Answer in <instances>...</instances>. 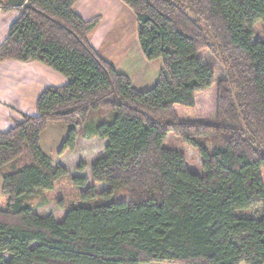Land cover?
Instances as JSON below:
<instances>
[{
  "label": "trees",
  "instance_id": "1",
  "mask_svg": "<svg viewBox=\"0 0 264 264\" xmlns=\"http://www.w3.org/2000/svg\"><path fill=\"white\" fill-rule=\"evenodd\" d=\"M76 1L28 0L0 46V63L39 61L68 79L44 90L36 116L0 132V264H264V215H239L264 204V39L253 42L264 0H122L145 57L163 63L147 92L96 53L88 35L100 19L83 20ZM211 37L230 68L219 82L198 56ZM101 110L113 114L90 124ZM50 123L69 128L61 155L75 151L84 124L87 137L108 141L91 165L106 190L42 150ZM169 133L198 151L203 176L164 147ZM67 178L84 201L120 190L131 200L73 207L62 222L38 215L28 200Z\"/></svg>",
  "mask_w": 264,
  "mask_h": 264
},
{
  "label": "crops",
  "instance_id": "2",
  "mask_svg": "<svg viewBox=\"0 0 264 264\" xmlns=\"http://www.w3.org/2000/svg\"><path fill=\"white\" fill-rule=\"evenodd\" d=\"M73 9L85 21L100 19L90 31L88 40L102 59L113 65L118 73L127 76L138 92H147L155 87L163 63L161 59L150 61L145 57L139 42L138 18L131 7L122 0H77ZM19 17V8L10 7L4 10L0 7V46L7 38L12 24ZM67 84L68 79L63 74L42 62L23 63L13 60L1 62L0 132L9 131L16 123L22 121L24 115L36 116L37 103L45 89L64 87ZM55 128L59 130L58 135L54 134ZM68 132L69 128L59 123H50L45 131L49 144L57 146L58 153L68 137ZM43 136L44 133L40 145L49 155ZM86 139L92 146L102 144L106 148L108 145L107 140L87 136ZM81 140L79 137L74 153L77 152ZM0 201L2 204H4L2 201H6L3 196L1 174Z\"/></svg>",
  "mask_w": 264,
  "mask_h": 264
},
{
  "label": "rangeland",
  "instance_id": "3",
  "mask_svg": "<svg viewBox=\"0 0 264 264\" xmlns=\"http://www.w3.org/2000/svg\"><path fill=\"white\" fill-rule=\"evenodd\" d=\"M0 0V4H1ZM254 43L257 41H261L264 39V34L262 30L261 24H257L254 27ZM198 56L200 59L208 66H210L216 76L217 82L226 80L229 77L230 68L222 61L221 53L219 52L214 40L209 38V47L206 49H202ZM212 102L210 105H214L215 97L212 96L210 99ZM200 107H207L210 109L208 104L204 103L202 100L199 103ZM112 112L101 110L99 113L92 112L89 117L90 124H97L101 121L109 120V117L112 116ZM61 124V123H59ZM89 125L84 124L77 128L79 132V137L82 138L81 143L77 152L74 153L69 151L63 153L62 155L58 153V148L54 144H49L48 136L44 133V143L49 155H51L52 160L56 166L60 165L65 167L72 176H84L89 179V185L95 186L98 194L102 193L104 190L107 189V186L103 184H96L94 183L92 176H91V165L94 161L104 155L105 147L101 144L99 146H92L91 142L87 141L86 135L84 133V129L87 128ZM49 131V130H48ZM54 134L58 135L59 130L55 128ZM46 135V136H45ZM78 141V139H77ZM49 144V145H48ZM206 145L210 148V144L206 143ZM77 147V145H76ZM164 147L182 151L186 154L187 157V167L191 173H194L199 176L204 175L203 170V159L198 153V151L188 145H186L181 138L175 136L172 133L167 135V139L164 143ZM60 163V164H59ZM84 164L86 168L84 171H79L78 167ZM129 201L131 200V196L126 190L118 191L111 199L107 200L102 197H98L92 201H84L82 199V189L76 188L70 179H62L58 181L55 185L54 190L52 191H39L34 195L28 203L33 205L36 208L37 214L41 217L46 216H54L57 221L62 222L66 216V213L69 209L78 206H85V207H93L96 205L107 204L110 201ZM5 205V201H2ZM242 217L253 218L259 220L264 215V204L256 205L249 210H245L239 213ZM6 258H8L6 256ZM161 264H175L170 262H165Z\"/></svg>",
  "mask_w": 264,
  "mask_h": 264
},
{
  "label": "water",
  "instance_id": "4",
  "mask_svg": "<svg viewBox=\"0 0 264 264\" xmlns=\"http://www.w3.org/2000/svg\"><path fill=\"white\" fill-rule=\"evenodd\" d=\"M9 7L22 8L28 0H4Z\"/></svg>",
  "mask_w": 264,
  "mask_h": 264
}]
</instances>
